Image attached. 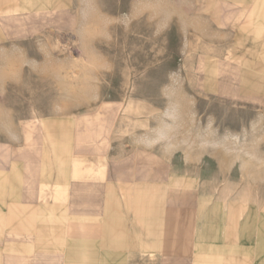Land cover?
Instances as JSON below:
<instances>
[{
  "label": "crops",
  "instance_id": "1",
  "mask_svg": "<svg viewBox=\"0 0 264 264\" xmlns=\"http://www.w3.org/2000/svg\"><path fill=\"white\" fill-rule=\"evenodd\" d=\"M168 23L179 131L0 127V264H264V0H168Z\"/></svg>",
  "mask_w": 264,
  "mask_h": 264
},
{
  "label": "rangeland",
  "instance_id": "2",
  "mask_svg": "<svg viewBox=\"0 0 264 264\" xmlns=\"http://www.w3.org/2000/svg\"><path fill=\"white\" fill-rule=\"evenodd\" d=\"M55 2L0 15V127L39 131L37 118L62 116L89 131L119 117L125 131H179L180 89L168 103V80H181V40L168 0Z\"/></svg>",
  "mask_w": 264,
  "mask_h": 264
}]
</instances>
